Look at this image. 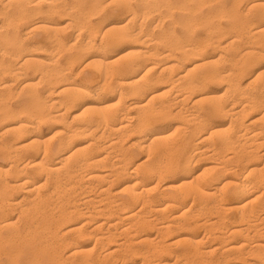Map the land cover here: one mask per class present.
Returning <instances> with one entry per match:
<instances>
[{
	"label": "bare ground",
	"instance_id": "bare-ground-1",
	"mask_svg": "<svg viewBox=\"0 0 264 264\" xmlns=\"http://www.w3.org/2000/svg\"><path fill=\"white\" fill-rule=\"evenodd\" d=\"M262 149L264 0H0V264H264Z\"/></svg>",
	"mask_w": 264,
	"mask_h": 264
},
{
	"label": "rangeland",
	"instance_id": "rangeland-1",
	"mask_svg": "<svg viewBox=\"0 0 264 264\" xmlns=\"http://www.w3.org/2000/svg\"><path fill=\"white\" fill-rule=\"evenodd\" d=\"M112 7L111 6H109V7H107V8H105L103 11H101L100 13H99V16L97 15V17H96V15H95V17H93V21H94V23H97L98 21H100L99 19L100 18H102V20L103 21H116V19H123V18H127V13H125V12H123V14H122V12L121 13H117V11H115L114 9V7L111 9ZM112 12H114V13H112ZM115 16H114V15ZM118 14V15H117ZM120 14H122V15H120ZM113 16V17H112ZM117 17V18H116ZM151 18H149V20L144 24V30H147V29H149L148 27H150L149 26V24H150V20ZM95 20H96V22H95ZM37 33H34L33 34V38L32 37H29L30 39H28L27 40V42H31L32 41V39H33V41L37 38V36H39L40 35V33H42L40 30H38V31H36ZM156 33V32H155ZM35 34H37V36L35 35ZM32 41V43H34ZM124 50V46H121V47H119V48H117L116 49V51L114 52V55H119L122 51ZM84 61H82V62H77L74 66H73V68H74V77H75V79L78 81V82H81V79L83 80V78L85 77V74H88V73H85V72H92V71H94L93 69H88L87 68V70L86 69H84V67H85V65H86V61L83 63ZM83 66V67H82ZM80 68L82 69V71L80 70ZM84 69V70H83ZM80 73H79V72ZM78 74V75H77ZM82 75H84V76H82ZM78 76V77H77ZM250 77V76H249ZM248 76H246V77H244V79L242 80V84H243V86L244 87H246L247 86V84H248V82L250 81V78H249ZM249 78V79H248ZM21 85V83H20V80L18 81V82H16L15 83V85H14V87H13V92H15V90H16V86H18V85ZM19 85V86H20ZM18 86V88H20ZM17 88V89H18ZM222 88H223V85L222 84H219V85H215V86H213L211 89H213V90H219V92L221 93L222 92ZM15 89V90H14ZM14 94H16L14 97L15 98H12L13 99V103L15 104L20 98H19V95L17 94V91L14 93ZM16 96H18V98H16ZM167 97L169 98L170 96H168L167 95ZM89 101V100H88ZM88 104H89V102H88ZM91 105V104H90ZM43 130H42V132L44 133V135H48V133L50 134V128L49 127H47V126H43V128H42ZM46 133V134H45ZM49 136V135H48ZM264 151V149H262L261 151H260V153H262ZM134 159H135V161L137 162V163H141V161H142V159H143V155L140 153V152H137L136 154H135V156H134ZM257 161H259V162H261V163H263V160H257ZM231 164H230V166L231 167H236V165L237 164H235L234 162H230ZM233 163H234V166H233ZM262 168V167H261ZM237 169V168H236ZM263 170H264V168H263ZM263 170H262V174H264V172H263ZM237 171H239V170H237ZM238 173H240V172H238ZM228 175V174H227ZM230 177H231V174L229 175ZM227 177V179H229L230 177ZM252 178H255V177H252ZM231 179V178H230ZM264 184V181H262L261 183H260V185L262 186ZM259 185V186H260ZM264 186V185H263ZM259 187V189H257V191L259 192H261V191H263L264 190V187ZM45 190V189H44ZM192 203H193V201H192V199H190L189 200V206L190 205H192ZM230 203V204H229ZM227 202V204H225V206H224V210H223V212L225 211H227L226 213L224 212V214H226L227 216H229V217H234L235 216V218H233L234 220L236 219V217H237V220H238V224H240L239 222H240V220H241V213L243 214H246V213H248V207L247 208H244V207H242L241 205H237V204H235V203H233L232 201L231 202ZM235 204V205H234ZM238 206V207H237ZM235 207H236V209H235ZM243 209H242V208ZM228 210H230L229 211V213H228ZM242 210V211H241ZM236 211V212H235ZM241 211V212H240ZM233 214H231V213ZM237 212H239V213H237ZM246 212V213H245ZM237 213V214H236ZM13 214L15 215V216H17V212H13ZM264 215V214H263ZM209 216V215H208ZM208 216H206V217H208ZM216 215H212L211 217L212 218H214ZM264 217V216H263ZM209 218V217H208ZM194 219H196L197 221H198V219H199V221H201V222H203L204 220H206L207 218H204V216L202 215V216H200V217H196V218H194ZM196 220H193V221H196ZM241 222H242V220H241ZM242 223H244V222H242ZM264 223V222H263ZM261 225L263 226L262 228L264 229V224H262L261 223ZM201 228V229H200ZM200 228H198V232L199 233H201L202 235H204L205 233H206V231H205V228L203 227V226H201ZM261 230L262 232H263V234H264V230ZM153 230V229H152ZM154 231V230H153ZM262 232H261V234H262ZM260 234V235H261ZM263 234L261 235L262 236V238H263ZM261 238V239H262ZM237 239L239 240L240 239V237H237ZM236 239V240H237ZM255 240H257V239H255ZM212 240H210V241H206L205 243H204V245H203V247H206V246H208L209 245V242H211ZM251 242H254V241H251ZM93 247V245H91L90 247H89V249H91ZM250 257V256H249ZM249 257H247L248 259H250ZM253 256H251V259L253 260L254 259V257L252 258ZM173 263H175V262H172V264ZM182 264V262H178V263H175V264ZM200 263V262H199ZM204 264H207V263H205V262H203ZM202 263V264H203ZM232 264L233 262H231V261H229V262H226V264ZM197 264V263H196ZM201 264V263H200Z\"/></svg>",
	"mask_w": 264,
	"mask_h": 264
}]
</instances>
